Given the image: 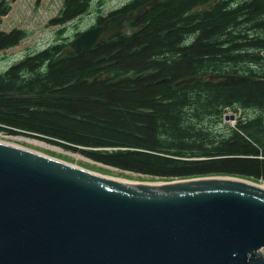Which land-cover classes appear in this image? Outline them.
<instances>
[{
  "label": "trees",
  "instance_id": "16d2710c",
  "mask_svg": "<svg viewBox=\"0 0 264 264\" xmlns=\"http://www.w3.org/2000/svg\"><path fill=\"white\" fill-rule=\"evenodd\" d=\"M202 1L171 0L159 6L148 26L125 41V48L148 43L141 52L120 49L116 54L118 70L133 69L136 75L156 69L139 80L86 83L95 55L112 44L73 57L57 56L69 40L52 43L11 63L0 71V130L30 135L151 179L230 175L264 180V0H233L210 12L184 15ZM89 4L64 0L50 22L65 24ZM8 9L7 1L0 0V20ZM170 26L176 30L160 33ZM27 34L17 27L0 30V50ZM174 40L177 46H162ZM149 54H164L169 62L155 63L148 60ZM220 73L249 78L235 83L200 78L184 87H169L181 77ZM161 77L168 80L155 82ZM29 93L94 99L21 96ZM226 107L242 110L234 125L223 118Z\"/></svg>",
  "mask_w": 264,
  "mask_h": 264
},
{
  "label": "water",
  "instance_id": "95a60500",
  "mask_svg": "<svg viewBox=\"0 0 264 264\" xmlns=\"http://www.w3.org/2000/svg\"><path fill=\"white\" fill-rule=\"evenodd\" d=\"M104 36L103 26L89 27L57 56ZM200 78L235 83L249 77L190 75L175 85ZM0 264H264V181L151 179L30 135L0 132Z\"/></svg>",
  "mask_w": 264,
  "mask_h": 264
},
{
  "label": "flooded vegetation",
  "instance_id": "af4514ba",
  "mask_svg": "<svg viewBox=\"0 0 264 264\" xmlns=\"http://www.w3.org/2000/svg\"><path fill=\"white\" fill-rule=\"evenodd\" d=\"M169 1L171 0H125L110 7L107 10L99 9L96 11H90L89 9H87L86 11L81 12L74 18L76 19L77 22L83 19V18L80 19L82 16L87 15L88 17L91 18V23L82 30H85L92 26L93 27L103 26L105 36H104V40L99 42V44H93L89 47L82 48L78 53H75L71 56L76 57L84 50L85 51L96 50L101 46H106L111 44L114 45V47L111 46L108 49L101 47L99 49L100 51L95 55V58L92 62L91 75L87 78H84L88 85H92L98 82H105L107 85H113L123 81L126 78H130L132 80H139V79H133V77L135 76V73H133V69L130 70L128 69L124 71L117 69L118 65L115 61L116 54H118L120 49L121 50L123 49L124 51L129 50L130 54H133L134 51L141 52L144 49H146L148 44L147 42L132 44L125 48V41L128 40L129 38H132V36L136 35L139 31L144 30L148 26L149 19L152 17V12L155 9H157L159 6L166 4ZM227 3H233V0H204L202 2L194 4L188 11L184 13V15H186L190 11L210 12L215 10L217 6L225 5ZM204 5L208 6V8H203ZM140 7H142L143 9L138 11V8ZM130 12H133L131 17L129 16ZM175 30L176 27L170 26L168 28L163 29L160 33L162 35H165L166 33L174 32ZM78 32H80V30ZM75 36L76 34L73 36V38ZM72 39L69 40L68 44L71 43ZM175 42L176 41L174 40L173 42L162 44V46H164L165 48H171L173 46H177L175 45ZM147 58L148 60H152L158 64L169 62L168 60L169 57H166L164 54H155V55L149 54ZM44 64L46 65L47 62ZM155 70H156L155 68L154 69L149 68V70L146 71L151 73L144 77L153 75L155 73ZM122 76L125 77L122 78L121 80H118V78ZM167 80L168 77H161V78H157L155 82H166ZM178 80L179 78L172 81L169 87L171 89H173L174 87H184V86L175 85V82ZM70 84L71 82L65 84L63 88L68 87ZM59 92L62 91L60 90ZM58 94L66 95L62 93H58ZM80 96H86V95H80ZM49 98H53V97H49ZM58 98H62V97H58ZM62 99L80 100V99H71V98H62ZM93 99L94 97H90L88 99L85 98L83 100H93Z\"/></svg>",
  "mask_w": 264,
  "mask_h": 264
},
{
  "label": "rangeland",
  "instance_id": "374dc122",
  "mask_svg": "<svg viewBox=\"0 0 264 264\" xmlns=\"http://www.w3.org/2000/svg\"><path fill=\"white\" fill-rule=\"evenodd\" d=\"M9 9L0 20V30L23 28L28 34L14 46L0 50V71L28 53L39 51L52 43L71 40L74 33L86 28L91 23L87 15L60 24L50 22L62 8L64 0H6ZM125 0H89L88 9L107 10ZM78 19V18H77ZM64 27V30L63 28ZM59 30L63 32L59 33Z\"/></svg>",
  "mask_w": 264,
  "mask_h": 264
},
{
  "label": "built area",
  "instance_id": "2783aa9c",
  "mask_svg": "<svg viewBox=\"0 0 264 264\" xmlns=\"http://www.w3.org/2000/svg\"><path fill=\"white\" fill-rule=\"evenodd\" d=\"M261 55L263 57V60H264V49L261 50ZM226 113H234L231 108L227 107L226 108ZM240 113V110H238V113ZM262 124H263V128H264V106H263V110H262Z\"/></svg>",
  "mask_w": 264,
  "mask_h": 264
}]
</instances>
